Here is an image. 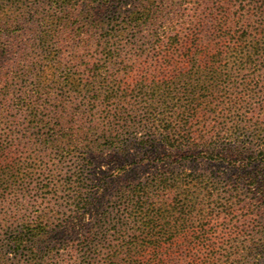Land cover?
<instances>
[{
  "label": "rangeland",
  "instance_id": "obj_1",
  "mask_svg": "<svg viewBox=\"0 0 264 264\" xmlns=\"http://www.w3.org/2000/svg\"><path fill=\"white\" fill-rule=\"evenodd\" d=\"M137 2L133 0L134 5ZM76 4L74 0L58 11L44 1L32 0L23 7L6 6L0 14L5 43L0 48V150L7 148L11 165L8 184H0V247L7 231L42 219L55 231L51 241L57 251L41 264H82L77 256L67 259L60 245L67 244L71 247L68 255L74 254L75 241L84 230L71 214L81 207L79 201L90 193L92 183L104 177H109V185L100 191L96 208L88 211L86 224L98 221L99 213L114 216L126 186L158 173L189 172L218 176L222 181L236 176V170L224 164L199 160L178 165L144 163L127 176L115 177L125 163L175 153L156 141L143 144L157 133V121L143 109L152 94L139 92H151L154 82L181 80L192 90L183 102L196 99L193 105L198 115L184 126L179 121L180 110L175 109L173 126L203 137L205 149H213L211 144L218 140L216 152L233 145L245 147L248 155L264 150V141L253 137L256 131L264 133V63L239 68L225 62L209 65L215 66L214 70L202 67L200 71L190 64L185 71L160 75L148 66L154 64L152 53L124 51L108 62L96 44L97 37L92 38L86 3ZM96 62L107 67L96 69ZM111 89L118 90L119 97L110 98L107 92ZM231 135L234 138L229 140ZM80 180L88 187L78 186ZM232 194L239 195L233 201H241L240 207L235 205L240 215L254 204L253 196L244 190ZM230 198L221 196L222 200ZM237 227L243 234L225 238L224 245L217 246L218 258L226 255L231 262L249 264L253 261L250 241L256 236L251 218L242 217ZM189 240L197 242L193 237ZM179 249L174 247L179 253L170 255L173 264L184 250ZM205 254L202 250L201 255ZM39 262L28 256L7 255L4 264Z\"/></svg>",
  "mask_w": 264,
  "mask_h": 264
},
{
  "label": "trees",
  "instance_id": "obj_2",
  "mask_svg": "<svg viewBox=\"0 0 264 264\" xmlns=\"http://www.w3.org/2000/svg\"><path fill=\"white\" fill-rule=\"evenodd\" d=\"M30 1L0 0V14L6 6L23 7ZM33 1H44L62 11L74 0ZM82 2L90 11L85 14L92 21L90 32L92 38H98L96 44L105 61H115L124 51L152 53L154 64L148 66L156 68L160 75L185 71L190 64L194 65L193 70L200 71L202 67L214 70L216 67L209 65L225 62L239 68H248V64L256 68L257 63H264V0H138L136 5L133 0H77V4ZM3 33L0 28V48L5 44ZM93 67L100 70L107 66L96 62ZM151 86V92L139 93L152 94L151 102L143 109L156 119L157 133L143 144L156 141L175 153L163 152L154 159L145 157L136 163H125L115 177L127 176L144 163L178 165L199 160L224 164L236 170V176L222 181L218 176L189 172L158 173L126 186L119 197L120 210L113 212L116 217L99 213L98 221L86 224L88 211L96 208L100 191L109 185V177H104L92 183L90 193L79 201L81 207L71 214L84 234L75 241L74 254L68 255L71 247L67 244L60 245L67 259L77 256L82 264H173L170 255L179 253L173 248L182 247L177 264H241L229 261L226 255L218 258L217 246L224 245L230 236L243 234L237 227L243 217L251 218L254 234L259 237L253 236L250 241L253 261L249 264H264V150L248 155L245 147L233 145L223 149L224 154L216 152L218 140L211 144L213 149H205L203 137L194 136L190 129L177 131L173 126L177 110L184 126L198 115L197 106L193 105L196 99L183 102L192 90L183 86L181 80L158 81ZM107 94L113 99L119 97L115 89ZM172 101L182 104L171 106ZM256 132L253 137L263 143L264 133ZM233 138L231 135L228 139ZM1 149L0 184L4 187L11 165L7 163V148ZM78 186L87 185L80 180ZM243 190L253 196L254 204L240 215L235 205L240 207L242 203H234L239 195L232 193ZM223 195L231 198L222 200ZM207 234H212L210 239ZM54 235L55 231L42 219L9 230L0 247V262L4 264L6 256L12 255L28 256L41 264L57 251L51 241ZM191 237L197 242L190 241ZM202 250L205 255H201Z\"/></svg>",
  "mask_w": 264,
  "mask_h": 264
}]
</instances>
